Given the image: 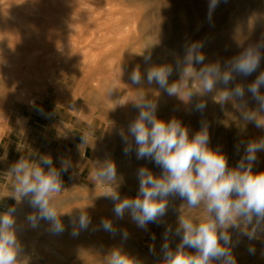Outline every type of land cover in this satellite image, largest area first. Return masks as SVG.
I'll return each mask as SVG.
<instances>
[{
  "label": "rangeland",
  "instance_id": "1",
  "mask_svg": "<svg viewBox=\"0 0 264 264\" xmlns=\"http://www.w3.org/2000/svg\"><path fill=\"white\" fill-rule=\"evenodd\" d=\"M210 5L211 0H0V214L16 209L22 248L17 264H108L114 250L132 264H166L162 245L175 251L179 220L198 224L206 218L204 202L193 208L170 195L165 216L141 228L128 210L122 218L115 215L109 192H117L125 159H137L129 127L141 110H149L142 105L155 104V117L178 121L190 140L206 129L207 147L225 156L229 170L249 142L262 140L264 127L245 117L264 121V108L248 92L264 73V0ZM249 48L262 58L258 69L244 76L232 61ZM197 55L202 62L189 59ZM160 66L172 68L168 86L175 84L177 94L148 81L147 73ZM210 67L220 75H209L215 80L209 92L202 73ZM137 70L141 80L133 83ZM226 72L232 77L227 84ZM236 87L244 89L243 97L231 94ZM21 160L59 174L61 189L49 195V204L64 227V240L49 221L40 219L34 227L29 221L38 209L16 191L13 168ZM109 163L117 171L112 181L97 176ZM252 171H264V151L257 153ZM81 214L90 219L86 229L79 226ZM105 219L115 233L104 230ZM228 232L237 264H264V231L253 240L240 229ZM52 248L61 261L50 260ZM185 252L195 255L190 248Z\"/></svg>",
  "mask_w": 264,
  "mask_h": 264
},
{
  "label": "clouds",
  "instance_id": "2",
  "mask_svg": "<svg viewBox=\"0 0 264 264\" xmlns=\"http://www.w3.org/2000/svg\"><path fill=\"white\" fill-rule=\"evenodd\" d=\"M216 4L217 0H211L210 9ZM196 47L198 45H193V49ZM261 58L257 48H249L232 61V67L244 76H249L258 69ZM189 59L199 63L204 57L189 56ZM187 71L185 69V72ZM171 72V67H156L147 73V79L165 88L169 95H175L177 86H168V76ZM202 74L204 88L212 91L215 80L209 78V75L219 77V68H207ZM231 78L227 72L222 77L225 84ZM131 80L133 83L140 82L141 75L138 70L132 73ZM262 85L264 73L248 86V92L264 108V95L260 94ZM231 94L243 97L244 89L236 87ZM229 95L230 93L225 92L223 98L227 99ZM140 107L149 110H141L138 119L129 127V132L138 145L137 158H151L163 169V176L154 177L152 173L141 168L138 172L139 190L136 198L121 199L117 192H109L110 198L116 201L115 215L122 218L128 210L133 221L139 227L145 228L149 222H159L166 214L165 198L170 195H178L193 208L204 202L208 215L202 222L194 224L187 218L179 220L176 235L181 236V242L175 251L169 250L167 242L162 245L166 264H212L213 261L237 264L231 251L228 229H240L249 240L256 239L258 231H264V171H252L257 153L264 151V140L249 142L241 161L235 169L229 170L225 156L207 147L209 135L206 129L190 140L187 131L178 121L164 122L155 117V104ZM197 107L202 109L204 105ZM245 118L255 121L257 127H264V121L256 120L253 115H246ZM128 151L129 149L125 148V153ZM44 163L51 164L52 161L45 159ZM13 171L17 173V193L21 197H29V204L38 209V214L28 217L32 226H36L38 220L44 219L51 223L54 232H63L64 227L57 211L49 204V195L61 189L59 174L54 169L46 173L41 167H32L23 160L14 166ZM116 175V166L112 163L97 173L99 178L109 181L115 180ZM15 211V208H10L0 214V264H17V256L22 251L15 230ZM89 223V217L81 214L80 228L86 229ZM101 223L104 230L115 233L110 220L105 219ZM168 231L170 229H166L165 239ZM72 235L76 236L78 232L74 230ZM127 235V232L123 233L125 239ZM186 248L193 249L195 255L185 252ZM248 250L250 253L255 252L253 247ZM108 264L132 262L126 255L114 250L110 254Z\"/></svg>",
  "mask_w": 264,
  "mask_h": 264
},
{
  "label": "bare ground",
  "instance_id": "3",
  "mask_svg": "<svg viewBox=\"0 0 264 264\" xmlns=\"http://www.w3.org/2000/svg\"><path fill=\"white\" fill-rule=\"evenodd\" d=\"M262 140H264V135L262 137ZM117 158L120 160V164L122 163L123 157L120 155H117ZM125 159V158H124ZM131 159V155L129 157ZM122 171L124 173L122 174V178L119 180V178L116 180L115 184L117 185V192L125 198H136L138 196V190H139V177L138 172L141 168L146 169L148 172L152 173L154 177L160 178L163 176V169L159 166H157L154 161L151 158L145 157V158H137L136 160H133L132 162H128V159L126 158L124 163L120 165ZM114 184V186H115ZM120 187V188H119ZM116 188V186H115ZM119 188V189H118ZM165 216V215H164ZM243 225L241 226V228ZM243 229V228H242ZM60 239H65V231L60 232L57 234ZM86 242H88V238H85ZM243 249V248H242ZM240 249V250H242ZM51 256L50 260L56 262V259L58 258L59 261L63 259L62 255L53 248L51 249ZM48 263V262H45Z\"/></svg>",
  "mask_w": 264,
  "mask_h": 264
}]
</instances>
